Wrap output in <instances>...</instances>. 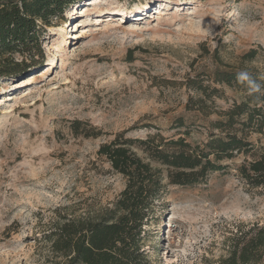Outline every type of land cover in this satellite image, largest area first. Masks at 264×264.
I'll return each instance as SVG.
<instances>
[{
  "label": "rangeland",
  "instance_id": "374dc122",
  "mask_svg": "<svg viewBox=\"0 0 264 264\" xmlns=\"http://www.w3.org/2000/svg\"><path fill=\"white\" fill-rule=\"evenodd\" d=\"M40 27L28 52L4 56L12 72L0 76V264L61 263L45 241L59 217L112 207L125 179L100 145L124 131L205 143L217 113L246 94L214 73L264 80V0H77ZM191 79L221 99L196 105ZM247 141L250 155L191 186L170 185L166 168L133 148L163 180L142 228L150 264H214L237 229L264 226V187L236 172L264 154V134Z\"/></svg>",
  "mask_w": 264,
  "mask_h": 264
},
{
  "label": "trees",
  "instance_id": "16d2710c",
  "mask_svg": "<svg viewBox=\"0 0 264 264\" xmlns=\"http://www.w3.org/2000/svg\"><path fill=\"white\" fill-rule=\"evenodd\" d=\"M74 1L77 0H0V76L12 72L7 69L4 56L28 52L29 47L38 43L41 24ZM242 74L247 79H241ZM214 82L242 89L246 94L241 101H234L217 113L222 119L209 123L212 132L205 143L193 146L183 137L164 143L157 136L141 141L125 137L124 131L100 145L97 155L125 179V188L112 207L95 219L59 217L45 235L50 252L62 259L57 264H150L142 250V228L163 191V180L161 170L136 155L135 146L143 147L166 168L168 183L173 186L194 185L209 173L224 169L220 165L224 160L250 155L253 145L247 137L264 134V80L244 72L217 71ZM188 84L202 96L195 100L198 106L205 99H221L212 97L217 89L206 95V90L194 79L188 80ZM202 109L198 107V111ZM183 125L182 119L176 121L178 128ZM156 139L159 143L153 144ZM236 172L249 187H264V154L251 161L244 160ZM230 241L226 257L214 264H264V226L239 228Z\"/></svg>",
  "mask_w": 264,
  "mask_h": 264
},
{
  "label": "clouds",
  "instance_id": "9594fccd",
  "mask_svg": "<svg viewBox=\"0 0 264 264\" xmlns=\"http://www.w3.org/2000/svg\"><path fill=\"white\" fill-rule=\"evenodd\" d=\"M241 79H247V75L246 74H242L241 75Z\"/></svg>",
  "mask_w": 264,
  "mask_h": 264
},
{
  "label": "bare ground",
  "instance_id": "6f19581e",
  "mask_svg": "<svg viewBox=\"0 0 264 264\" xmlns=\"http://www.w3.org/2000/svg\"><path fill=\"white\" fill-rule=\"evenodd\" d=\"M146 8H147V6H146Z\"/></svg>",
  "mask_w": 264,
  "mask_h": 264
}]
</instances>
